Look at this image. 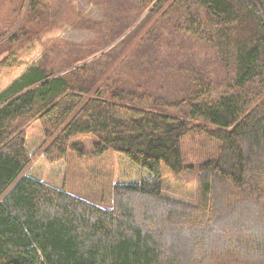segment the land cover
Instances as JSON below:
<instances>
[{"label":"trees","instance_id":"16d2710c","mask_svg":"<svg viewBox=\"0 0 264 264\" xmlns=\"http://www.w3.org/2000/svg\"><path fill=\"white\" fill-rule=\"evenodd\" d=\"M90 1L104 22L84 28L100 41L68 45L65 67L153 6L97 59L51 78V47L1 94L0 264H264V0ZM27 2L0 57L55 23V0ZM194 132L215 148L186 202L160 180L187 170ZM86 135L113 154L107 207L66 191V153L81 154L69 141Z\"/></svg>","mask_w":264,"mask_h":264},{"label":"rangeland","instance_id":"374dc122","mask_svg":"<svg viewBox=\"0 0 264 264\" xmlns=\"http://www.w3.org/2000/svg\"><path fill=\"white\" fill-rule=\"evenodd\" d=\"M24 1L26 4L28 3L27 0ZM17 4H19V0H0V33L11 29L6 26L14 21L16 13L13 14V10L15 11ZM55 4L57 9L55 23L48 30L32 41L23 44L18 50L0 57V96L30 67L42 63L46 50L51 47L55 52L46 57L43 63L46 64L51 78L63 76L75 67L97 59L127 35L153 6H149L141 13L135 24L110 47L92 55L83 62L65 67L69 57L67 54L68 45H75L74 47L82 49L100 41L98 33L84 27L87 22L103 23L105 14L90 0H55ZM22 12L26 11L22 10ZM24 15L20 21L18 20L17 27ZM5 40L6 38L0 40V43ZM95 142V138L91 135L77 136L69 141L70 145L74 144L79 147L81 154L69 150L66 153V191L81 200L107 207L112 201L113 154L110 149L102 154L96 153L93 146ZM213 147L215 148L213 143L200 133L194 132L184 137L181 150L183 165L187 167V170L174 174L163 167L160 180L163 193L173 199L194 202L196 167L209 159L213 153ZM45 148L43 147L38 155L30 161L25 171H28L29 167L44 155Z\"/></svg>","mask_w":264,"mask_h":264}]
</instances>
